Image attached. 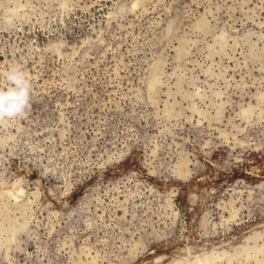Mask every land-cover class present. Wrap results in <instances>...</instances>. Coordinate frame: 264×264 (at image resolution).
I'll return each mask as SVG.
<instances>
[{"label": "rangeland", "instance_id": "obj_1", "mask_svg": "<svg viewBox=\"0 0 264 264\" xmlns=\"http://www.w3.org/2000/svg\"><path fill=\"white\" fill-rule=\"evenodd\" d=\"M132 3L0 0V264H264V0Z\"/></svg>", "mask_w": 264, "mask_h": 264}, {"label": "clouds", "instance_id": "obj_2", "mask_svg": "<svg viewBox=\"0 0 264 264\" xmlns=\"http://www.w3.org/2000/svg\"><path fill=\"white\" fill-rule=\"evenodd\" d=\"M135 6V0H133L131 7ZM68 7V0H58L61 13L67 11ZM0 80L6 81V86L0 87V122L23 117L31 107L30 77L19 64L8 63L6 71L0 72ZM195 264H199V261Z\"/></svg>", "mask_w": 264, "mask_h": 264}, {"label": "bare ground", "instance_id": "obj_3", "mask_svg": "<svg viewBox=\"0 0 264 264\" xmlns=\"http://www.w3.org/2000/svg\"><path fill=\"white\" fill-rule=\"evenodd\" d=\"M186 159H187V158H186ZM186 159H185V161H187ZM183 160H184V159H183ZM184 163H185V162H184ZM184 163H182V164H184ZM186 168H187V167H186ZM188 169H189V168H188ZM180 173H181V172H180ZM182 173H184V172H182ZM187 173H188V172H187ZM188 175H189V174H188ZM186 176H187V174H186ZM12 196H13V195H12ZM87 255H88V254H87ZM207 258H208V257H207ZM94 259H95V258H94ZM206 260H207V259H206ZM211 261H212V259H211ZM72 262H73V261H72ZM90 263H91V262H90ZM199 263H200V262H199ZM201 264H202V263H201Z\"/></svg>", "mask_w": 264, "mask_h": 264}]
</instances>
